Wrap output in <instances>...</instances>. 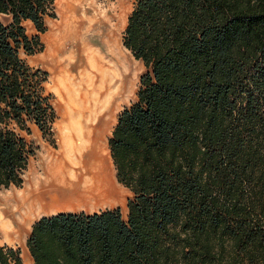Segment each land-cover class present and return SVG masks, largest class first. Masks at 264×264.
Returning <instances> with one entry per match:
<instances>
[{
	"label": "trees",
	"instance_id": "16d2710c",
	"mask_svg": "<svg viewBox=\"0 0 264 264\" xmlns=\"http://www.w3.org/2000/svg\"><path fill=\"white\" fill-rule=\"evenodd\" d=\"M55 16L54 0H0V190L22 185L32 126L55 146L48 72L27 61ZM122 44L145 67L108 138L127 218L41 216L33 264H264V0H134Z\"/></svg>",
	"mask_w": 264,
	"mask_h": 264
},
{
	"label": "crops",
	"instance_id": "0c3cea01",
	"mask_svg": "<svg viewBox=\"0 0 264 264\" xmlns=\"http://www.w3.org/2000/svg\"><path fill=\"white\" fill-rule=\"evenodd\" d=\"M100 10H102L100 16L98 18H92L91 23L86 24L83 19L79 20L77 24L75 23L77 34L73 37L79 41V47L81 50L79 58H76L75 54H71V50H69L67 53V60L60 61V64L58 65L56 62L57 60L55 59L50 63L51 67L57 69V77L59 74L63 73L61 72V69L63 68L68 71V76L72 79L75 78V75L72 72H69V69L66 68L65 64L74 63L78 68L79 74L81 76L84 75L86 84L90 83L91 101L94 104L91 105L92 112L90 114V121L96 139L94 145V151H96V154L91 159L84 157V162L86 163L81 162L79 164V160L75 155V142L69 137V132L72 128L70 126V121L71 118H73V116L70 115L67 123L62 124L61 141L56 150L53 152L46 147L44 153L37 157V161H35L32 166H30V162H28L25 171L27 176H25L23 186L19 188L15 187V190H12L18 193H25L24 199L26 200L24 201V206H21V209L24 210L23 218L26 221V227H30L32 223L41 216H48L58 212L83 211L86 213H93L118 207L122 217L124 219L127 218V200L131 196H129L131 192L128 188L118 182L108 147V138L112 132L111 93L109 92L102 98L99 97L98 89L95 88V83L100 82L96 77H100L98 76V68H101V62L104 56L101 49V43H105L104 39L110 31L112 23L110 5L105 3L103 9L100 8ZM123 15L124 21L127 23L129 13L123 12ZM57 32L58 31L55 27L54 29H49L51 37L49 36V39H47V61L50 57L51 47L55 44V41L58 38V34L55 36ZM89 32H91V35ZM89 35L99 43H97V45L93 44L89 46L91 52H88L86 49L88 48ZM51 39H53V42H51ZM57 100L58 95L56 102ZM105 121H107V125L104 123ZM100 135H103V137H99ZM52 155L55 157V160L47 162V158L49 160ZM31 190L34 191L33 193L35 195L28 194ZM32 195L34 196L31 197ZM52 197H56L57 199H70L71 201L69 203L76 204V206L64 209L49 206L46 203L51 202ZM23 241L24 239L21 238L17 243L9 244L21 245Z\"/></svg>",
	"mask_w": 264,
	"mask_h": 264
},
{
	"label": "bare ground",
	"instance_id": "6f19581e",
	"mask_svg": "<svg viewBox=\"0 0 264 264\" xmlns=\"http://www.w3.org/2000/svg\"><path fill=\"white\" fill-rule=\"evenodd\" d=\"M80 2L81 0H57V4L59 5V10L61 12V20L58 23L52 24L50 27L51 29H54L55 27V29L58 31V38L55 41V44H53L51 47L52 49L48 61L52 62L55 59L57 60L56 62L58 65L60 64V61L67 60L69 45H66V43L69 37H73L77 34V29L75 27L80 17H78L77 13L75 14V12L80 8ZM81 19L84 20V17H82ZM124 24L125 21L123 14L119 12L118 16L114 18L113 22L111 23L110 31L107 33V36L104 39L106 44V51L109 52V54L107 58L104 54L101 62V68H98L100 72L98 74V76H100L98 77V79L100 80V84L96 88L98 89L99 97L103 98L110 92L112 102L115 95L113 94V89H115L116 85V66L112 63H114V59L118 60L120 50L116 36L119 30L125 26ZM50 33L44 36V40L49 39ZM51 42H53V39H51ZM61 72H67V74L66 78H64V82L59 84L58 87L57 107L62 106L63 108H65L66 114H70L71 116H73L70 121L72 125L69 123L72 127L71 131L69 132V137L75 142L76 154H74L77 156L79 164L81 162L86 163L84 162V157H88L91 159L96 154V151H94L96 139L94 136V131L92 130V123L90 121V114L92 112L91 105H94L91 101V86L89 85L90 83L86 84V82H84L86 79L81 75L79 77V80L76 81L75 78L72 79L70 78V76H68L67 70H64L62 68ZM111 115H113V111ZM104 123H106L107 125V121H105ZM99 137L102 138L103 135H100ZM52 160H55V157L53 155L49 158V160L47 158V162H51ZM12 192L16 191L8 192L6 196L0 201V243H17V241L22 238L27 230L26 221L24 220V218H22V220L20 221L17 220L14 223L9 217L10 214L8 206L10 204V200L8 195ZM33 192L34 191L31 190L29 192V195L34 194ZM34 195H32L31 197H33ZM70 201V199H57L56 197H52L51 202H47L46 204H48L49 206H55L56 208L59 207V209L75 207L76 204H71L69 203ZM21 258L24 264H33L32 258L27 252V249L22 250Z\"/></svg>",
	"mask_w": 264,
	"mask_h": 264
},
{
	"label": "rangeland",
	"instance_id": "374dc122",
	"mask_svg": "<svg viewBox=\"0 0 264 264\" xmlns=\"http://www.w3.org/2000/svg\"><path fill=\"white\" fill-rule=\"evenodd\" d=\"M109 4L111 7L112 12V22L114 18H116L121 12L124 13H130L133 8L134 0H81L80 8L75 12L77 13V16L80 17L79 20H81L82 17H84V20L86 24L91 23L92 18H98L102 12L101 9H103L104 4ZM107 6V5H106ZM54 7H55V14L56 16L54 18L47 17L45 22L47 25V30L40 34V38L44 44V49L42 52L37 53L35 55L27 57V61L31 66L39 67L48 72V78L45 83V88L48 92H51L54 95L53 104L56 109V113L58 116V120L56 121L54 125V139H55V146L51 145L48 141H46L44 138H42L40 131L37 129L36 126H32L31 134L27 137L33 145L36 147L35 154L30 158V166L37 161V157L42 155L44 153L45 148L51 149L53 152L56 150V148L59 145V142L61 141V127L62 124L67 123L68 118L70 117V114H66L65 108L62 106H59L57 109V95H58V87L59 84L64 82V78H66V72L59 74L57 77V69H54L51 67L50 63L47 61V40H44V36L49 33V29L52 24L58 23L61 20V12L59 10V5L57 4V0H54ZM124 17V15H123ZM125 26L119 30L117 33V43L119 44L120 50L118 55V60L114 59L112 64L116 66L115 68V76H116V85L115 89H113L114 99L112 102V129L115 126L117 122V118L119 113L122 111V109L126 106H129L135 99H136V93L139 87V80L140 76L145 72V67L143 66L142 62L135 59L129 50H127L123 44H122V33L126 27V21ZM28 32L30 34L35 33L34 28L29 24L26 23ZM91 35V32H89ZM89 35V36H90ZM57 36V33L56 35ZM62 40V39H61ZM98 41H95L92 36L88 39V48L87 51L91 52V48L89 46L96 44ZM69 45V49L71 50V54H75L76 58H79L80 54V47H79V41L75 37H69L66 45ZM99 44V43H98ZM101 49L103 54L106 55V58L109 54V52L106 51V44L103 42L101 43ZM49 48V47H48ZM111 57V56H110ZM62 58V56H61ZM75 61V60H74ZM73 61V62H74ZM55 66V65H54ZM66 68L69 69V72H72L75 75V79L79 80L80 74L78 71V68L74 63H66ZM100 72H98L99 74ZM112 75V74H111ZM84 77V75H82ZM61 78V79H60ZM85 78V77H84ZM98 78V77H96ZM86 82V80L84 81ZM94 83V82H93ZM99 82L95 83V86H99ZM95 87V88H96ZM25 176H27L26 172L23 175V179H25ZM23 183L21 186L22 187ZM16 186H11L9 188H4L0 190V201L6 196L8 192H11L12 190H15ZM17 187V188H19ZM29 194V192H28ZM131 194H129L130 196ZM2 196V197H1ZM10 204L8 206L10 219L15 223L17 220H22L24 210L21 209V206H24L25 193H18V192H12L8 195ZM31 226H27V232L22 236L24 239L23 243L21 245H13L9 243H0V246L2 245H8L14 248L19 249L20 254L22 250L27 249L26 246V240L28 238V235L30 233ZM28 252V249H27ZM29 253V252H28ZM23 262V260H22ZM24 264V262H23Z\"/></svg>",
	"mask_w": 264,
	"mask_h": 264
}]
</instances>
